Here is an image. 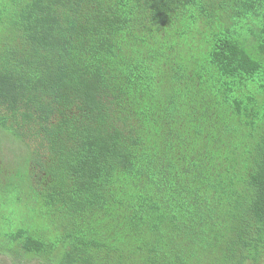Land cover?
I'll return each instance as SVG.
<instances>
[{
	"label": "trees",
	"instance_id": "1",
	"mask_svg": "<svg viewBox=\"0 0 264 264\" xmlns=\"http://www.w3.org/2000/svg\"><path fill=\"white\" fill-rule=\"evenodd\" d=\"M1 256L257 264L264 0H0Z\"/></svg>",
	"mask_w": 264,
	"mask_h": 264
},
{
	"label": "rangeland",
	"instance_id": "2",
	"mask_svg": "<svg viewBox=\"0 0 264 264\" xmlns=\"http://www.w3.org/2000/svg\"><path fill=\"white\" fill-rule=\"evenodd\" d=\"M4 258H2V256L0 257V264H13V263H11L9 258H5L7 260V262H3ZM27 264H29V263H27ZM257 264H264V257H262L261 260Z\"/></svg>",
	"mask_w": 264,
	"mask_h": 264
}]
</instances>
